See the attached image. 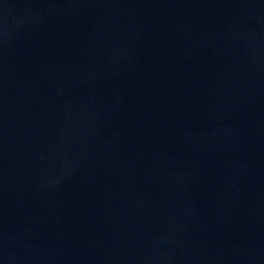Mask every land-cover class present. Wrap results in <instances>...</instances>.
<instances>
[{"label": "water", "instance_id": "1", "mask_svg": "<svg viewBox=\"0 0 264 264\" xmlns=\"http://www.w3.org/2000/svg\"><path fill=\"white\" fill-rule=\"evenodd\" d=\"M0 264H264V0H0Z\"/></svg>", "mask_w": 264, "mask_h": 264}]
</instances>
